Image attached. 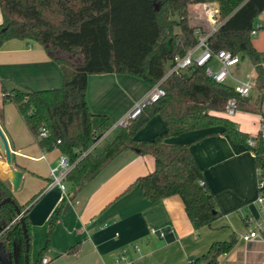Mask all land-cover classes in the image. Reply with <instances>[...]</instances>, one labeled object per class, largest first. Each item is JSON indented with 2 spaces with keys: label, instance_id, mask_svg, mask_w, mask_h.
Instances as JSON below:
<instances>
[{
  "label": "trees",
  "instance_id": "trees-1",
  "mask_svg": "<svg viewBox=\"0 0 264 264\" xmlns=\"http://www.w3.org/2000/svg\"><path fill=\"white\" fill-rule=\"evenodd\" d=\"M207 1L219 4L222 21L209 35L210 46L213 50H229L240 59H250L254 71L252 92L242 97L230 83L214 81L206 74L205 66L193 65L180 74H170L163 79L160 84L165 89V96L147 106L125 128H119L104 146L81 156L109 127L105 114L89 110L86 98L88 76L131 72L150 86L160 81L165 62L168 61L170 66L174 56L185 54L196 44L197 30L204 32L200 25H189L188 5ZM113 3L112 0H0V47L11 39L35 42L59 64L62 72L59 88L24 91L2 87V100L15 105L43 151L57 150L69 158L73 164L66 177L69 193L81 190L120 153L134 149L141 155H151L154 168L137 177L130 186L137 185L152 202L179 195L195 229L210 225L221 214L211 192L198 183L202 174L189 148L167 144L163 139L167 135L220 124L223 133L233 142L243 143L253 152L256 167L264 177V144L260 132L253 138L254 145H249L252 138L241 131L235 121L210 113L225 111L230 98L236 100L237 109L255 110L259 106L264 93V52L252 44L251 30L264 10V0H151L149 14L143 8L137 9L136 5L116 7ZM131 19L141 20L144 24L139 21L131 26ZM127 22L130 23L125 25ZM120 23L123 27L117 28ZM119 30L131 35L128 38L133 40L132 55L125 51L132 44L119 42L116 36ZM168 39L170 50L166 46ZM154 114L163 119L165 131L151 140L138 139L137 131ZM40 128L45 129L46 136L39 135ZM0 191V201L12 197L20 208L28 241L26 251L21 221L14 205L10 202L1 204L2 252L8 264H15V242L19 246L16 264H25L26 254L31 264L27 211L35 197L23 205L18 204L7 178H0ZM258 191L264 197V185ZM59 213L60 209H57L51 215L44 246L32 264H41ZM235 242L234 236L227 241L213 242L205 254L194 258L190 264H216L218 256L227 253Z\"/></svg>",
  "mask_w": 264,
  "mask_h": 264
},
{
  "label": "crops",
  "instance_id": "crops-1",
  "mask_svg": "<svg viewBox=\"0 0 264 264\" xmlns=\"http://www.w3.org/2000/svg\"><path fill=\"white\" fill-rule=\"evenodd\" d=\"M112 1L116 7L136 5L148 14L151 8V0ZM197 10V3L188 5V23L193 27L200 25L207 31L209 26L200 22ZM139 21L144 24L141 20L131 19V24L125 25L134 26ZM258 24L264 28V10L256 18L255 25ZM123 25L116 26L121 28ZM262 34L264 41V29ZM116 36L119 42L133 43L131 37L128 38L131 35L124 30H119ZM260 44L257 42L255 46L264 50ZM125 51L132 55L133 44ZM210 66L216 69L218 64L212 60ZM61 86L60 66L41 45L11 39L0 47V129L11 152L12 168L23 172L19 188L34 192L18 204L23 205L35 197L27 211L30 230L37 238L30 255L31 264L44 246L48 222L57 209H60L59 217L50 236V245L42 257L47 258V262L41 261V264H190L194 258L205 254L213 242L227 241L231 236L236 238L234 246L219 255L216 264H264V229L252 240L241 237L247 230L242 226L244 217L264 216L260 213L264 204L256 201L259 191L254 154L245 144L233 142L223 133L220 124L167 135L163 139L167 144L189 148L221 214L210 225L195 229L179 195L152 202L137 185L130 186L137 177L154 168L151 155H141L134 149L120 153L81 190L69 193L66 201H59L60 190L57 187L48 189L47 184L49 168L57 162L60 153L43 151L39 147L15 105L3 102L1 89L37 91ZM149 87L131 72L89 75L86 90L89 110L105 114L108 123L114 124L145 96ZM210 113L235 121L241 131L254 138L264 124V93L255 110L236 109L231 116L226 111ZM165 129L161 116L154 114L137 131L136 137L151 140ZM105 136L98 140V148L107 143L101 146ZM42 161L48 166L41 167L38 162ZM9 172L0 150V178L6 179ZM10 186L15 197L17 190H13L11 183ZM67 186L70 190L68 183ZM150 228L162 230L164 235H152Z\"/></svg>",
  "mask_w": 264,
  "mask_h": 264
},
{
  "label": "built area",
  "instance_id": "built-area-1",
  "mask_svg": "<svg viewBox=\"0 0 264 264\" xmlns=\"http://www.w3.org/2000/svg\"><path fill=\"white\" fill-rule=\"evenodd\" d=\"M197 15L201 21H204L208 24L209 28L207 31L197 30V42L195 45L190 47L185 54L176 55L170 61V66L168 71L164 72L163 78L149 87L147 93L139 101H137L131 110L125 113L121 118H119L112 126L108 127L107 130L103 133L101 138H103L107 132L125 128L132 120L136 119L144 109L151 105L152 103L157 102L160 98L165 96V89L161 86V81L168 77L170 74H180L185 71L187 68L196 65V66H205L206 74L211 76L214 81L218 83L228 82V79L234 82L233 87L237 94L242 97H246L250 94L252 89V77L248 80H238L231 72V68L236 66L240 62V56L234 54L229 50L220 49L213 50L209 43V35L214 32L222 23L219 18V4L217 2H199ZM199 27V26H198ZM261 25H255L251 30L252 36H257L258 31L260 30ZM214 60L218 67L216 69L210 66V62ZM264 66V62H263ZM237 109L236 100L230 98L225 105V111L228 115H233ZM39 135L41 137L46 136V131L44 128L39 129ZM260 136L264 144V124H261ZM249 145H254L255 140L249 139ZM98 146V140L93 142L87 150L83 151L81 156L93 151ZM44 156H41L43 158ZM73 164L69 161V158L65 154H59L56 165L49 168V182L47 188L57 187L60 190L59 201L64 199H69V188L67 186L66 177L68 172L71 170ZM261 171L258 169L257 172V185L258 188L264 185V177L260 176ZM199 185H205L203 179L198 181ZM256 201L260 204H264V197L258 194ZM260 213L264 214V209L260 210ZM262 216V215H261ZM244 224L247 228L246 232L242 234L244 240H252L260 236V231L264 229V216L263 217H254L246 216L243 219ZM150 234L157 235L162 237L164 232L156 228L149 229ZM122 259H125L124 256H121ZM42 263L47 262V258L41 259Z\"/></svg>",
  "mask_w": 264,
  "mask_h": 264
},
{
  "label": "rangeland",
  "instance_id": "rangeland-1",
  "mask_svg": "<svg viewBox=\"0 0 264 264\" xmlns=\"http://www.w3.org/2000/svg\"><path fill=\"white\" fill-rule=\"evenodd\" d=\"M263 29H261V32L258 36H252L251 37V42L252 44L255 46V43H261L260 45L264 46V41H263ZM257 50L259 51H264L260 48H258L257 46H255ZM169 62H165L164 65V72L168 71L169 69ZM231 72L232 74L235 76L236 79L238 80H248L253 72V64L250 61L249 58L245 57L243 59L240 60V62L231 68ZM228 83H230L231 85L234 84V82L230 79H228ZM231 116V115H230ZM113 123L109 124V127L112 126ZM107 130V129H106ZM118 128L111 130L108 132V134L105 136V138L103 139V141L101 142V146L104 145L106 142L110 141V139L116 134ZM56 154V153H55ZM38 164L42 167L44 164H46V166H48V163H45L44 161L42 162H38ZM56 162L52 163L51 167L55 166ZM34 192H28V190H25L24 187H20L19 189H17V191L15 192V199L17 202L21 203L23 202L25 199L27 200L28 198H30L32 196ZM243 228H245V225L243 223ZM40 232V231H39ZM40 235L44 237V233L40 232ZM53 235V233H52ZM231 235V234H230ZM37 243V238L33 237V233L31 232V248H30V255L32 254V251L35 248V244ZM34 262V261H32ZM0 264H8L7 260L5 259L4 253L2 252V248L0 247Z\"/></svg>",
  "mask_w": 264,
  "mask_h": 264
},
{
  "label": "water",
  "instance_id": "water-1",
  "mask_svg": "<svg viewBox=\"0 0 264 264\" xmlns=\"http://www.w3.org/2000/svg\"><path fill=\"white\" fill-rule=\"evenodd\" d=\"M155 9H157V4L155 6ZM166 46H167L168 50H170L169 39L166 41ZM0 150L4 153L5 161H6L8 168H9V171H10L9 172L10 174L6 178L10 181L13 190H17L20 186L23 172L21 170L12 168V166H11V152H10L7 140H6L3 132L1 131V129H0ZM8 202H10L14 205V209L16 211V214L20 218L23 235L25 237V242H26V251H27V245H28L27 233H26L25 223H24L23 218H22V212H21L20 208L18 207V205L15 204V201L12 197L3 198L0 201V205L4 204V203H8ZM18 257H19V246L14 242L13 243V258H14L15 264L17 263ZM24 260H25V264H29L28 254L25 255Z\"/></svg>",
  "mask_w": 264,
  "mask_h": 264
},
{
  "label": "flooded vegetation",
  "instance_id": "flooded-vegetation-1",
  "mask_svg": "<svg viewBox=\"0 0 264 264\" xmlns=\"http://www.w3.org/2000/svg\"><path fill=\"white\" fill-rule=\"evenodd\" d=\"M1 192V191H0Z\"/></svg>",
  "mask_w": 264,
  "mask_h": 264
}]
</instances>
